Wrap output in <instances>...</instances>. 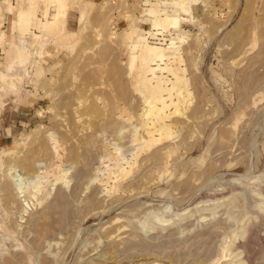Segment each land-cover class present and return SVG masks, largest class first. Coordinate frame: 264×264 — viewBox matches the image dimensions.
Wrapping results in <instances>:
<instances>
[{
  "label": "rangeland",
  "instance_id": "rangeland-1",
  "mask_svg": "<svg viewBox=\"0 0 264 264\" xmlns=\"http://www.w3.org/2000/svg\"><path fill=\"white\" fill-rule=\"evenodd\" d=\"M63 4L0 13V56L28 66L0 72V264H264V0ZM145 43L164 60L130 66Z\"/></svg>",
  "mask_w": 264,
  "mask_h": 264
},
{
  "label": "bare ground",
  "instance_id": "bare-ground-1",
  "mask_svg": "<svg viewBox=\"0 0 264 264\" xmlns=\"http://www.w3.org/2000/svg\"><path fill=\"white\" fill-rule=\"evenodd\" d=\"M53 1V0H52ZM58 3V1H55V3ZM53 3V2H52ZM60 3V2H59ZM63 12V7H61L60 8V4H59V11H58V15H60L61 13ZM47 14V13H46ZM46 14H44V15H46ZM19 16H20V18H22V19H24L25 17H24V13L23 12H20L19 13ZM56 17H58V16H56ZM155 19V18H154ZM179 21V18L177 17V16H175V15H165V16H162V17H160L159 18V20H158V23H157V19H156V23L158 24V25H160L162 28H166V27H176L177 25H178V22ZM155 24V23H154ZM166 30V29H165ZM135 35V34H134ZM136 44H132V50H134L133 48H136ZM144 47H142V49L140 50V52L137 54V53H134V52H131V54H130V57H129V64H130V66H132V65H134L135 63H137V62H143L144 64L145 63H147L148 64V62L150 63V62H152V61H158V60H164L163 58V55H162V47L161 46H158V45H153V44H149V43H145V45H143ZM169 46V45H168ZM141 48V47H140ZM169 49H170V47H169ZM174 51V50H173ZM172 51V52H173ZM170 59H172L171 57H170ZM169 60V59H168ZM165 61H167V60H165ZM173 61V60H172ZM163 63H164V61H162ZM168 62V61H167ZM142 63V64H143ZM157 63H159V62H157ZM172 63V62H171ZM179 63V62H178ZM166 64V63H165ZM149 65V64H148ZM148 65H146V66H148ZM151 65V64H150ZM161 65V64H160ZM177 65V64H176ZM144 66V68H147L145 65H143ZM159 66V65H158ZM157 66V64H156V68L158 67ZM165 67L164 68H166V69H168V70H171V67L169 66V64H166V65H164ZM178 66V65H177ZM148 67H150V66H148ZM148 69V71H150V73L152 74V73H154V70H155V66L154 67H150V68H147ZM157 70V69H156ZM161 70V69H160ZM172 71V70H171ZM173 71H175L176 72V70H173ZM145 72V71H144ZM167 72V71H166ZM175 72H172L171 73V77L170 78H168V79H170V80H172V79H177L178 77H177V73H175ZM150 74V75H151ZM167 79V80H168ZM180 79V78H179ZM157 81V80H156ZM161 81V80H160ZM164 81V80H163ZM176 81V80H175ZM178 81V80H177ZM176 81V82H177ZM180 81V80H179ZM178 81V82H179ZM142 82V81H141ZM169 82V81H168ZM144 83V82H143ZM157 83H159L158 81H157ZM163 83V82H162ZM161 82L159 83V84H156L155 85V88H154V92H156V94L155 95H157V93H158V100H160L161 101V103L162 104H165L164 103V101H169V103L170 102H174V99L173 100H171V98H169L170 97V95H167L168 96V98H167V96L165 97H161V96H159V93H161V91H164V90H166V88H164V86H163V84H162ZM180 83V82H179ZM140 84V83H139ZM145 84H147L146 82H145ZM148 85V84H147ZM146 85V86H147ZM164 85H166V83H164ZM142 86H144V85H142ZM145 86V87H146ZM149 86H150V84H149ZM152 86H153V84H152ZM174 86V85H173ZM148 87V86H147ZM143 88V87H142ZM168 88V87H167ZM169 89H171V88H169ZM145 90V89H144ZM146 90H148V89H146ZM150 90V89H149ZM148 90V91H149ZM172 90V89H171ZM184 90V89H183ZM151 91V90H150ZM149 91V92H150ZM168 91H170V90H168ZM174 93H175V95H176V101L177 100H179V98H180V96H181V94H182V89H181V87L180 86H176L175 87V89H174V91H173ZM171 93V92H170ZM173 93V94H174ZM149 95V94H148ZM172 97V96H171ZM183 97V96H182ZM148 98V97H147ZM149 98H150V96H149ZM175 98V97H174ZM155 99V98H154ZM156 99V101L157 102H159L158 100ZM156 101H154V100H152V101H150V105H151V107L155 104V102ZM175 101V102H176ZM167 104V103H166ZM177 104V103H176ZM156 105V104H155ZM161 105V104H160ZM174 105H175V103H174ZM178 105V104H177ZM176 105V106H177ZM151 107H149L148 106V108H151ZM165 108H166V106H164ZM163 107V108H164ZM178 107V106H177ZM176 107V108H177ZM154 108V107H153ZM162 108V109H163ZM175 108V109H176ZM159 109V108H158ZM161 109V110H162ZM167 109V108H166ZM174 109V110H175ZM153 110V109H152ZM151 109H150V111H152ZM155 110V109H154ZM147 112L146 114H148V113H151V112ZM156 112V111H155ZM158 112V111H157ZM159 113V112H158ZM152 114V113H151ZM149 115V114H148ZM156 115V114H155ZM173 121V120H172ZM177 120H174L173 122H176ZM150 122V121H149ZM172 123V122H171ZM180 123H181V121H180ZM151 124V123H150ZM183 124V123H182ZM146 127V131H147V133L149 134V137H150V139L149 140H151L152 142L154 141V142H156V141H159V143H161L162 142V139L165 137L164 135H165V133L167 132V129L170 127V123H167L166 121H160L159 122V124L158 125H155V124H151V126L150 125H148V126H145ZM144 127V128H145ZM184 128V127H183ZM186 128V127H185ZM147 140V139H146ZM148 141V140H147ZM149 144H150V141H149ZM154 145V144H153ZM171 145V144H170ZM175 145H176V143H175ZM162 146V145H161ZM160 146V147H161ZM168 146V145H167ZM172 146V145H171ZM177 146V145H176ZM160 149V148H159ZM159 149H157V150H155V151H153L152 152V154H151V152H150V154H151V157L152 158H156L157 156H161V155H159L160 154V151H159ZM163 151V150H162ZM161 151V152H162ZM164 152V151H163ZM149 159H151V158H149ZM157 159V158H156ZM160 159V158H159ZM158 160V159H157ZM145 170V169H144ZM9 175V177H13L10 173H8ZM16 175H18V174H16ZM19 176V175H18ZM137 176V175H136ZM15 177V176H14ZM17 177V176H16ZM137 177H135L134 179H136ZM25 184V183H24ZM24 185H22V184H20V185H18L17 186V188H16V192H19V193H22V192H24L25 191V189H24V187H23Z\"/></svg>",
  "mask_w": 264,
  "mask_h": 264
},
{
  "label": "crops",
  "instance_id": "crops-1",
  "mask_svg": "<svg viewBox=\"0 0 264 264\" xmlns=\"http://www.w3.org/2000/svg\"><path fill=\"white\" fill-rule=\"evenodd\" d=\"M56 1H58V3L56 2V5H57L56 12H54L53 14H50L48 12V11H50L49 10L50 7L49 8H46V7L48 5H50V4L52 5L53 4L52 1H50V0H42L43 5L46 6V7L44 6V8H43L42 18L36 16V14H35V9L34 8L36 7V5L35 6H32L31 5L30 8H29V10H28V7L27 6L26 7H21L19 10L15 11L16 12V14H15L16 17H15V16H13L11 7L9 6L8 2H6L5 0H0V8H1L0 13H1V15H3L5 17V19L10 18V20L12 21V19L14 18L16 24H18L20 27H23L24 25H27L29 22L31 24L33 22H35V24L38 25L39 24V20H41V21L43 19L46 20V17L47 16L53 15L54 18H56V16H58L59 4H60V6L61 5H64L63 4L64 3V0H56ZM42 7L43 6L41 4H38L37 9L38 8L41 9ZM63 7H64V9H66V5L63 6ZM20 12H23L24 13V17H25L24 19H25V21H23V20L20 21V19L18 17ZM44 14H46V15H44ZM61 16H62V14L59 15L58 17L60 18ZM68 21H69V18L67 17V22H66L67 25H68ZM42 23H45V22H42ZM3 27H5V29L2 30V31H0V39L1 40L2 39H5V44L0 45V54H3V50L9 44L7 39H10L11 40V35L12 34L13 35H17L16 30L14 32H11V22L9 23V26H8V22L5 20L4 21V24H3ZM16 27H17V25H15V28ZM31 28L33 29L34 27H31ZM33 30H35V29H33ZM23 41H25V40H23ZM0 42H2V41H0ZM12 52H13V49H12L11 52H9V54L6 57H5V55L4 56H2V55L0 56L1 60L4 58V62H1L0 61V65L3 63V65L0 66L1 67L0 68V72H2V74H4L6 76V78H7V76H10V77L14 78L17 73L21 74V72H23L24 70H26V68L28 67L26 64H23V65H26V67H24V70H23V65H21V64L19 65V63L18 64L16 63L17 60L16 61L14 60V56H13V53ZM11 61H13V62L11 64V67L9 68V65H10V62ZM14 71H19V72L13 73ZM7 84L8 83H6V85L3 87V89L0 90L1 93H4V99H5V103L4 104H6V102H8V99L11 96V93H9L10 91H9V88L8 87L13 88L9 84L8 85ZM2 96H3V94H2Z\"/></svg>",
  "mask_w": 264,
  "mask_h": 264
}]
</instances>
